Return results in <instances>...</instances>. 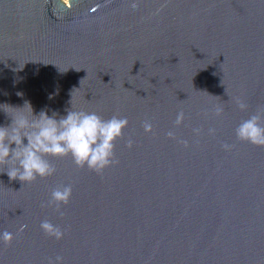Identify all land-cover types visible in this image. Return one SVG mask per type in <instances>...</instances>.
I'll list each match as a JSON object with an SVG mask.
<instances>
[{"label":"water","instance_id":"95a60500","mask_svg":"<svg viewBox=\"0 0 264 264\" xmlns=\"http://www.w3.org/2000/svg\"><path fill=\"white\" fill-rule=\"evenodd\" d=\"M26 100L128 126L102 174L70 156L32 183L0 167V264H264V147L235 135L264 106V0H0V107ZM69 183L63 216L41 207Z\"/></svg>","mask_w":264,"mask_h":264},{"label":"clouds","instance_id":"9594fccd","mask_svg":"<svg viewBox=\"0 0 264 264\" xmlns=\"http://www.w3.org/2000/svg\"><path fill=\"white\" fill-rule=\"evenodd\" d=\"M132 8L138 7L133 3ZM17 95H22L17 93ZM71 107L65 109V115L52 111L49 115L47 108L34 112L29 101L22 106L4 104L0 107L9 122L0 125V167H3L10 180L22 183H32L37 178H47L56 172L54 164L49 158L63 159L71 157L77 168L87 167L90 171L102 174L104 169L119 163L116 158V142L124 137V129L128 126L127 117L113 115L105 119L94 111L76 109L70 101ZM237 107L244 111L248 105L241 99H236ZM216 116L223 113V107L218 105L214 109ZM184 120V113L180 111L174 124L179 126ZM145 132L152 131V123L145 120L142 124ZM200 134V129H193ZM209 134H215V129H209ZM167 135L174 138L175 133L169 131ZM236 138L256 146L264 147V106L240 122L235 129ZM187 146V141H181ZM130 148L133 141L126 142ZM222 148L230 150L232 145L223 143ZM72 195V185L64 184L52 188L50 198L42 202L41 207L55 205L56 211L63 216L61 205H67ZM26 226L21 227V231ZM41 229L46 235L62 239L64 230L45 219L41 221ZM12 233H0V240L10 244ZM48 264H63V257L57 255L49 258Z\"/></svg>","mask_w":264,"mask_h":264}]
</instances>
